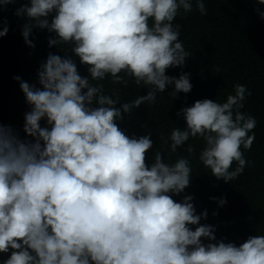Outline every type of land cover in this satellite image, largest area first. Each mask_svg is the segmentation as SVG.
Returning <instances> with one entry per match:
<instances>
[{"label": "clouds", "instance_id": "9594fccd", "mask_svg": "<svg viewBox=\"0 0 264 264\" xmlns=\"http://www.w3.org/2000/svg\"><path fill=\"white\" fill-rule=\"evenodd\" d=\"M13 4L0 0V12ZM181 10L192 12L193 0H24L15 9L26 46L36 47L34 29L47 30L48 47L69 45L70 54L49 52L34 83L13 77L29 111L24 137L0 123V264H264V234L237 243L201 223L208 211L197 213L194 195L185 192L187 157L166 162L156 151L148 163L152 132L129 135L120 127L169 87L174 100L192 91L190 73L166 74L190 57L174 23ZM195 10L207 15L205 0H195ZM8 32L0 20V38ZM105 79L147 93L120 103L105 93ZM233 87L224 102L181 107L176 115L185 127L158 137L170 154L184 148L189 156L195 149L187 142L202 139L200 163L225 183L248 165L242 149L251 150L257 123L241 111L251 92ZM209 199L227 204L226 197Z\"/></svg>", "mask_w": 264, "mask_h": 264}, {"label": "trees", "instance_id": "16d2710c", "mask_svg": "<svg viewBox=\"0 0 264 264\" xmlns=\"http://www.w3.org/2000/svg\"><path fill=\"white\" fill-rule=\"evenodd\" d=\"M23 2L16 0V4L0 12V20H7L9 27L8 34L0 38V123L12 125L21 137L25 135L22 131L24 113L29 107L13 77L20 76L34 83L37 69L49 52L61 56L64 52L70 54L69 45L60 46V50L55 46L48 47L51 34L47 30H33L34 49L25 45L21 34L24 21L14 15ZM205 7L207 15H201L195 10L193 0V11L183 13L181 10L174 21L181 25L180 39L190 57L183 69H169L166 74L178 77L181 71L190 73L192 91L187 95L180 93L174 100L169 87L157 95L154 105L144 104L134 109L131 116H125L120 127L129 135L152 132L153 149L148 153V163L152 162L156 151L164 154L166 162H174L178 156L187 157L191 161L192 180L185 192L194 195L197 213L208 211L207 220L201 223L215 225L218 239L227 237L229 241L239 243L249 235L264 234V19L256 11L257 8L264 11V5L256 4L255 0H205ZM78 68L82 76L88 75L84 66L78 64ZM100 83L106 94L119 95L120 103L147 93L146 88H139L132 82L127 86L114 85L108 79ZM237 83L245 85L251 92L241 111L256 119L255 140L250 151L242 149L249 162L243 173L225 183L213 177L200 163L198 157L204 147L202 139L187 142L195 149L189 156L184 148L170 154L167 145L158 137L167 138L174 127H185L182 117L176 115L181 107L191 106L195 100L204 98L224 102L227 95L234 94L233 86ZM144 122L148 125L146 130L141 127ZM44 123L41 122L42 126ZM236 166L234 162L232 169ZM209 197H226L227 204L218 207ZM181 198L174 197L176 200ZM214 211L218 215L213 216Z\"/></svg>", "mask_w": 264, "mask_h": 264}]
</instances>
